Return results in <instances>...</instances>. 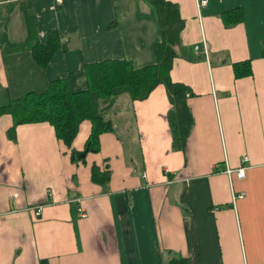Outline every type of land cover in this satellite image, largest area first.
<instances>
[{
  "label": "crops",
  "instance_id": "obj_1",
  "mask_svg": "<svg viewBox=\"0 0 264 264\" xmlns=\"http://www.w3.org/2000/svg\"><path fill=\"white\" fill-rule=\"evenodd\" d=\"M171 1L184 26L170 77L193 92L184 149L172 147L162 83L101 102L113 128L83 161L48 121L13 131L1 114L0 264H264V0ZM234 7L241 18L225 25ZM54 29L64 46L41 65L32 45ZM160 38L146 0H0V102L54 79L84 89L88 62L153 63ZM246 59L251 73L236 77L232 62ZM90 130L83 119L72 147ZM93 164L109 169L106 183Z\"/></svg>",
  "mask_w": 264,
  "mask_h": 264
},
{
  "label": "trees",
  "instance_id": "obj_2",
  "mask_svg": "<svg viewBox=\"0 0 264 264\" xmlns=\"http://www.w3.org/2000/svg\"><path fill=\"white\" fill-rule=\"evenodd\" d=\"M155 10L160 27L161 38L154 45L155 61L141 67H135L125 58H105L88 62L84 66L87 86L81 90H71L62 79L51 80L42 91H27L0 102V115L9 113L13 119L12 130L18 123L48 121L53 125L58 139L69 148L73 161L85 158L88 151L99 149V134L112 129V121L105 117L101 102L111 103L114 96L122 92L129 93L132 99H142L159 83L165 86L170 102L166 114L172 135V147L184 149L187 136L192 126V114L187 104L188 96L193 92L190 87L170 77L173 58L180 45V32L184 19L177 3L171 0H146ZM225 25H231L241 18L238 8L222 13ZM64 46L61 33L54 29L45 42L32 45V55L41 65H46L53 53ZM264 55V39L262 42ZM236 77L249 75L251 65L248 59L232 62ZM83 119L91 122V130L83 149L72 147L79 123ZM109 169L100 170L96 164L91 166V178L99 183L109 179ZM39 264H48L46 258ZM166 264H188L184 256L171 257Z\"/></svg>",
  "mask_w": 264,
  "mask_h": 264
},
{
  "label": "built area",
  "instance_id": "obj_3",
  "mask_svg": "<svg viewBox=\"0 0 264 264\" xmlns=\"http://www.w3.org/2000/svg\"><path fill=\"white\" fill-rule=\"evenodd\" d=\"M60 1V0H57ZM206 2V0H199V5H202ZM195 50H198V45L194 46ZM247 157H244V159H246ZM231 169L228 168V171H230ZM244 172H243V167H238L237 168V175L238 176H243ZM40 206L37 207V212H39Z\"/></svg>",
  "mask_w": 264,
  "mask_h": 264
}]
</instances>
